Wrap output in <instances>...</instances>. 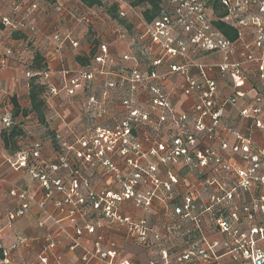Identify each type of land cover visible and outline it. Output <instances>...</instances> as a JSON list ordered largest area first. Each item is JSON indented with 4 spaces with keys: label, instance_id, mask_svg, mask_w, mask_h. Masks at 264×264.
<instances>
[{
    "label": "built area",
    "instance_id": "2783aa9c",
    "mask_svg": "<svg viewBox=\"0 0 264 264\" xmlns=\"http://www.w3.org/2000/svg\"><path fill=\"white\" fill-rule=\"evenodd\" d=\"M76 1L73 10L54 6L61 27L72 26L48 36L41 48L46 69L27 75L39 76L46 85L54 71L48 53L64 63L66 46L79 47L75 29L94 21L107 24L123 50L115 52L100 42L91 47L95 53L86 65H57L59 85H46L44 94L72 107L80 105L91 121L99 122L83 135L54 133L53 161L41 158L39 141L5 156L4 164L27 174L36 187L13 184L8 191L15 204L0 209V264H15L14 253L30 247L31 240L23 236L6 247L1 234L33 207L58 228L55 235L42 238L27 264H60L59 237L69 252L80 250L78 264H136L122 257L120 247L102 232L105 227L125 228L143 247L150 246V236L161 241L145 219L121 214L119 204L129 200L142 210L154 201L164 202L182 242L179 250L161 248L147 264H264V147L255 139V133L264 138V0H218L225 12L222 18L209 7L212 0H162L152 21L128 0H98L101 5L95 7ZM5 3L0 0V29L21 35L18 47H35L37 1L24 6L23 0H10L2 13ZM109 7L116 8V18L109 16ZM214 21L232 28L236 39H226ZM15 46L0 41V69H7L18 53L12 50ZM202 53L218 54L219 60L204 62ZM245 74L254 76L257 90L238 113L246 128H222L224 110L244 96L239 88ZM170 75L177 79L166 87ZM99 76L104 84L97 82ZM218 77L229 80L228 97H217ZM178 94L193 99L182 113L172 102ZM43 100L46 108L51 106L46 95ZM103 119L111 125L100 123ZM0 122L9 130L12 111L4 110ZM230 137L234 143L229 144ZM99 168L113 176L118 189L91 185L85 171ZM3 182L0 177V185ZM48 201L66 223L46 212Z\"/></svg>",
    "mask_w": 264,
    "mask_h": 264
},
{
    "label": "crops",
    "instance_id": "0c3cea01",
    "mask_svg": "<svg viewBox=\"0 0 264 264\" xmlns=\"http://www.w3.org/2000/svg\"><path fill=\"white\" fill-rule=\"evenodd\" d=\"M10 0H6V3L2 9L7 10V4ZM35 2L37 1L38 7L40 8V14L37 18L38 22V31L36 35H33V38L36 39V46L42 48L48 39V36L52 34V32L56 30H64L66 27H71L72 24H64L63 27L57 22V19L55 17L54 13V6L56 3H60L64 7L67 8V10H73L76 8L77 1L76 0H23V5L26 6L29 2ZM56 1V2H55ZM5 12V11H4ZM99 24V22H96ZM104 26V25H102ZM89 27V26H88ZM79 30V29H78ZM78 31L74 32V36L76 39L80 42L81 38L84 36L83 34L78 35ZM7 34L8 40L3 41V39L0 41L3 43L4 46H14L19 45V41H14L13 38L9 35V33L5 32L4 30L0 29V36H3ZM99 35H102L99 37V40L101 42H106L109 44L110 49L117 52L119 50H123L122 46L116 42H114L112 35H107V32H99ZM94 41V40H93ZM31 46V45H30ZM92 47V46H91ZM90 47L87 49V53H89ZM64 51V60L68 63H70L68 52H78L77 49H72L70 46H66ZM49 54V59L52 68L54 69L53 73L51 74L50 79L46 83L47 87H53L59 85V77L57 74V65L59 63H63V60L60 61L57 56ZM83 56V55H82ZM201 60L204 62H216L219 60L218 54L208 55L206 53H202ZM74 62V61H73ZM14 63L9 62L7 69H0V88L2 86L6 87V90L9 89V86L16 87V83H18V70L13 65ZM76 64V62H74ZM64 66H66L65 63H63ZM245 80L243 81V85L239 90L244 93L243 98H240L237 100L235 105H230L228 108H226L223 112V116L221 118V127L224 126L230 127L239 130L244 131L246 128V121H243L239 118L238 113L239 110L242 109L245 105L248 104V102L251 100V98L256 94V84H255V78L252 74H245ZM177 79V77L170 75V78H168L165 82L166 87H170L171 80ZM3 92L6 91H0V103H1V97ZM28 94V90H27ZM230 94H232L231 86L229 84V80L222 79L218 77V88H217V97L223 98L228 97ZM15 97L18 102V98L15 95H11V98ZM11 98H9L5 105L3 107H0V118L4 110L12 111V102ZM192 98L184 97L182 94H178L175 96L172 100L174 107L178 113L185 112V110L189 107L192 103ZM29 103V101H28ZM19 105V102H18ZM20 106V105H19ZM48 109H53L55 111L54 116L59 118L61 116L63 118V121H59V124L57 125L58 130L56 128H52L50 130L51 133H58L61 132L60 129H64L67 124L66 120L70 116L73 117L78 122H81L80 116L77 114L76 109H67L62 114L59 113L58 110H56L57 106L53 104V106L47 107ZM79 118V121H78ZM262 119H264V114L262 115ZM64 123V124H63ZM14 124V123H13ZM4 131V127L1 125L0 122V133ZM26 133L24 135V138L22 137H16V150L11 153L12 155L16 154L18 150H24L26 147L31 145V143L39 141L38 139L28 137L30 134ZM32 136V135H31ZM255 139L258 145L264 147V138L261 137V135L255 133ZM0 142L3 146V151L0 152V177L4 179V182L0 185V209H8L12 208V206L15 204V200L11 199L8 196V191L10 187L13 184L19 185L24 188H28L29 190H34L36 187V183L31 181L29 176L23 175L21 173H15L12 170H10L5 164H4V158L6 155L9 156L8 150L4 148L3 141L0 137ZM41 142V158L45 161H53L57 157L56 150L54 151L52 147H49V144H44L42 140ZM228 142L234 143L233 137L228 138ZM10 154V155H11ZM104 170L102 168H99L98 170H92L87 169L85 171V174L91 182V185L96 189H111L116 190L118 189V184L116 181H113V176L110 175H103L102 173ZM118 209L120 210L121 214L126 217H131L134 220H140L145 219L147 224L152 228L155 232H157L160 236L161 241L157 243L152 237L150 236L149 244L150 246L143 247L140 245L136 239L131 238L128 236L125 228H108L105 227L102 229V232L106 238V240L112 241L115 244H117L121 251H122V257L127 259H133L136 261V264H147V262L153 258L156 257L159 253L158 250L161 248H165L169 252H172L174 250H179L182 248L181 246V239L174 233V224H173V216L171 214L170 209L166 208V204L164 202H157L154 201L152 206L146 210H142L141 208H137L134 206L132 201H124L119 204ZM45 210L48 214H52L55 218L62 219L61 223H66V219L64 218L63 214L57 210H55L52 202L48 201L45 206ZM43 220V227L40 228L37 226V223L39 221ZM90 220V219H88ZM79 225H82V222L79 221ZM56 226H54L53 222L48 219L46 215L39 212L35 207L32 208V210L29 212V214L13 223V225L9 228H6L2 231V240L1 243L4 246H9L11 243H13V240L17 236H23L25 238H29L31 240L30 247L25 249H19L16 251L13 255L15 264H27L28 260L31 259L36 253H38L40 247H41V240L47 233H55L57 232ZM71 232V229H69ZM84 236V238H86ZM211 238H214V235L210 234ZM83 238V239H84ZM61 243L58 245L56 252L60 253L63 256V259L60 264H78L79 257H80V250H74L72 252H69L66 249L67 243L66 241H63L61 237H59Z\"/></svg>",
    "mask_w": 264,
    "mask_h": 264
},
{
    "label": "rangeland",
    "instance_id": "374dc122",
    "mask_svg": "<svg viewBox=\"0 0 264 264\" xmlns=\"http://www.w3.org/2000/svg\"><path fill=\"white\" fill-rule=\"evenodd\" d=\"M129 2L131 0H128ZM100 17H102L100 15ZM94 21V20H93ZM104 25V26H102ZM108 25L103 24V23H99L97 24L96 21H94V23L88 27V25L84 24L81 25L79 28H76V31H78V35L83 34L84 36L81 38V41L79 42V47L77 49L78 52H72L69 51L67 55H69V59H70V63H68V61L66 62V60H64V63L67 65H74L75 61V57L77 56H82V55H86L87 56V49L89 47H91L93 44L92 41L94 40L95 45L100 43L101 40H99V37H101L102 35H99V32H107V35H110L109 33V29L107 27ZM79 29V30H78ZM99 36V37H98ZM11 38L14 39V41H20L21 38H14V34L11 36ZM0 39L3 41L8 40V35L5 34L3 36H0ZM19 44V43H18ZM18 50L14 57L13 60H11V63H14L13 65L16 67V69L18 70V83H16V87L13 86H9V89L6 90L5 86H2V88H0V91H6L3 92L2 97H1V103H0V107H3L6 103V101L11 98V95H15L18 98V102L20 105V108L22 109H27L29 107V99L27 96V90H28V79L30 78V76L27 75V73H32L33 69L31 66V61H32V57L35 53L40 52L43 53V51L41 50L40 47H34V46H30V45H25V43H23L22 46L18 47L17 45L15 47L12 48V50L14 51ZM18 54V55H17ZM91 59V58H90ZM89 59V60H90ZM74 61V62H73ZM89 62V61H88ZM87 62V63H88ZM77 64V63H76ZM105 80L103 78V76H99L97 82H99V84L101 82H103ZM106 81V80H105ZM96 82V83H97ZM96 95H98L99 90L97 89V92H94ZM46 95L47 100H49V104L51 106H53V104H55L57 106L56 110L59 111L60 114H62L64 111H66L67 109L71 110L74 108L77 110V114L80 116V121L78 122L73 119L72 116H70L68 118V120H66V124L67 126L64 129H60L61 132H58L59 135H63V133H65V131L72 132V134L74 135H83V134H87L88 132H91L93 130V125H97L99 121H91V118L88 116L87 112L82 110L80 107V105H74L73 107L70 105H67L65 103H63L64 99L62 98H55V97H51L47 94ZM87 94H85L82 98V96L80 98H82V100H86L87 98ZM73 109V110H74ZM45 124H41L38 123L36 117L34 114L30 113L27 116H24L23 118L21 116H18L16 118H14V124H17L18 126H20V129L22 130V132L24 133V135L26 133L30 134V136H28L29 138H35L38 139L39 141L42 140V142L44 144H49V147H52L51 144V136H50V130L52 128H56V130H58L57 125L59 124L60 119L57 118L56 116H54L55 111L53 109H45ZM104 120V119H103ZM100 123L106 124V125H111V121L110 120H104ZM79 121V118H78ZM61 122V121H60ZM64 124V123H63ZM27 134V135H28ZM53 134V133H52ZM32 135V136H31ZM24 138V137H23ZM62 142L64 140H61ZM131 218V217H130ZM179 236V235H177Z\"/></svg>",
    "mask_w": 264,
    "mask_h": 264
},
{
    "label": "trees",
    "instance_id": "16d2710c",
    "mask_svg": "<svg viewBox=\"0 0 264 264\" xmlns=\"http://www.w3.org/2000/svg\"><path fill=\"white\" fill-rule=\"evenodd\" d=\"M81 1L85 6L88 7H95L100 6V2L98 0H79ZM161 2L162 0H131L130 3L134 7L141 8L142 16L147 21L154 20V17L159 15V12L161 10ZM209 7H211V10L213 11L215 17L222 18L225 14L223 8L218 3V0H212L210 2ZM109 16L112 18H116V8L109 7L107 10ZM214 26L223 33L226 39H229L231 41H234L237 37V33L230 27L225 26L223 23L219 21L213 22ZM14 38H22L19 34H14ZM92 47L95 45V42L92 41ZM89 53L87 56H77L75 57V61L79 65H86L89 59L94 55L95 50L90 47ZM31 66L33 69V73H38L40 71H43L46 69V66L44 64V59L42 58V55L40 52H37L33 55ZM46 85L44 82H42L39 78V76H33L28 79V99H29V107L27 109H22L18 105L17 99L15 97L11 98L12 102V115L13 120L14 118L21 116L22 118L24 116L29 115L30 113L34 114L38 123L45 124V112H46V106L43 100V94L45 93ZM51 136V144L52 147L55 149L57 148V141L54 139V135L50 133ZM1 140L3 141L4 148L8 150L9 155L13 153V151L16 150V137H24V133L20 129V126L17 124H13V126L9 130L2 131L0 133ZM21 150H18L19 152Z\"/></svg>",
    "mask_w": 264,
    "mask_h": 264
}]
</instances>
